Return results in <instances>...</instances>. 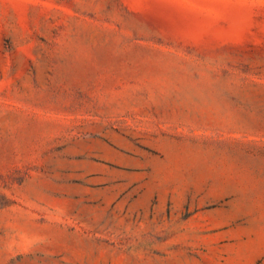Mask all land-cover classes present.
<instances>
[{
	"label": "rangeland",
	"instance_id": "rangeland-1",
	"mask_svg": "<svg viewBox=\"0 0 264 264\" xmlns=\"http://www.w3.org/2000/svg\"><path fill=\"white\" fill-rule=\"evenodd\" d=\"M0 264H264V0H0Z\"/></svg>",
	"mask_w": 264,
	"mask_h": 264
}]
</instances>
